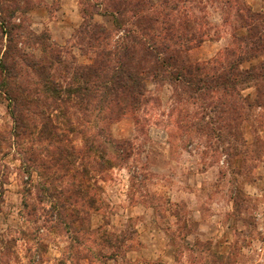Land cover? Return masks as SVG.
Returning <instances> with one entry per match:
<instances>
[{
    "label": "rangeland",
    "instance_id": "obj_1",
    "mask_svg": "<svg viewBox=\"0 0 264 264\" xmlns=\"http://www.w3.org/2000/svg\"><path fill=\"white\" fill-rule=\"evenodd\" d=\"M174 1L207 32L191 62L254 78L228 94L188 88L140 54L139 103L97 121L70 89L107 61L101 44L122 45L106 3L78 0L68 30L50 21L58 0H0V264H264V10ZM95 127L107 152L89 164Z\"/></svg>",
    "mask_w": 264,
    "mask_h": 264
},
{
    "label": "trees",
    "instance_id": "obj_2",
    "mask_svg": "<svg viewBox=\"0 0 264 264\" xmlns=\"http://www.w3.org/2000/svg\"><path fill=\"white\" fill-rule=\"evenodd\" d=\"M102 1L106 3L105 11L115 15V27L123 31L124 39L121 41L122 45L113 51L106 50L101 44V54L109 59L98 60L93 66L81 69L75 75L76 81L71 83L70 94L76 99L80 110L89 117L94 115L97 121H108L110 116L116 118L136 107L143 92L139 77L140 65L137 62L140 54L144 56L143 60L147 62V66L155 72L161 74L159 71L165 67L171 78L181 81L188 88L198 85L228 94L234 90L236 84H243L245 80L254 78L246 76L244 80H238L242 73H236L237 69L233 65L216 71L209 63L200 65L191 62L187 52L200 45L206 38L207 32L205 28H190L183 14V8L177 7L178 4H175L174 0H162L156 3L149 0ZM234 6L235 9L231 6L228 8L235 11L234 15L232 14L233 21L242 20V13L249 9L242 8L237 1H234ZM254 16L259 14H253L252 17ZM106 35L108 32L102 27H99L94 34L96 38L101 37L104 40ZM261 35L264 36V33ZM249 49L259 50L255 46ZM162 54H164L163 58ZM38 85L51 94L54 93V88L48 86V81H39ZM45 90L43 91L47 93ZM50 96L55 97V95ZM27 112L31 113L29 110ZM21 113L16 111L15 114L14 111L16 123L19 121L18 118L21 120ZM96 127L93 135L87 138L91 141L87 140L79 153L84 162L86 160L89 162L92 156L98 160L106 156L104 144L97 142L98 138L104 137L103 132ZM105 162L110 161L107 159Z\"/></svg>",
    "mask_w": 264,
    "mask_h": 264
},
{
    "label": "crops",
    "instance_id": "obj_3",
    "mask_svg": "<svg viewBox=\"0 0 264 264\" xmlns=\"http://www.w3.org/2000/svg\"><path fill=\"white\" fill-rule=\"evenodd\" d=\"M254 6H252L248 0H246V3L249 4V6L254 10L255 12L263 11L264 10V0H254ZM78 0H58V5L56 10H54V14L50 16L48 9L45 8L46 13L50 16L51 22H54L55 24L62 23L64 27L68 30H73L74 27L77 26L75 22V14H78ZM35 18V17H33ZM60 18L64 19L63 22L60 21ZM72 20L73 24H68V20ZM36 25V24H33Z\"/></svg>",
    "mask_w": 264,
    "mask_h": 264
}]
</instances>
